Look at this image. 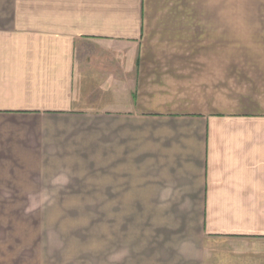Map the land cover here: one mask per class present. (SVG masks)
Returning a JSON list of instances; mask_svg holds the SVG:
<instances>
[{"label": "crops", "instance_id": "0c3cea01", "mask_svg": "<svg viewBox=\"0 0 264 264\" xmlns=\"http://www.w3.org/2000/svg\"><path fill=\"white\" fill-rule=\"evenodd\" d=\"M204 2L0 0V209L126 231L0 234V264H264V10L231 41Z\"/></svg>", "mask_w": 264, "mask_h": 264}, {"label": "rangeland", "instance_id": "374dc122", "mask_svg": "<svg viewBox=\"0 0 264 264\" xmlns=\"http://www.w3.org/2000/svg\"><path fill=\"white\" fill-rule=\"evenodd\" d=\"M206 8L230 11L229 35L231 41H241L240 11L264 10V0H205ZM108 209H47L4 210L0 209V234H66L92 235L121 231L116 224L117 213Z\"/></svg>", "mask_w": 264, "mask_h": 264}]
</instances>
